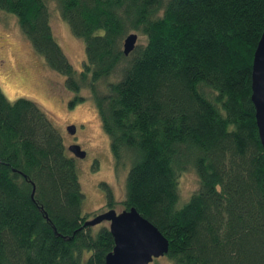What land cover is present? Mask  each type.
Instances as JSON below:
<instances>
[{"label":"trees","instance_id":"1","mask_svg":"<svg viewBox=\"0 0 264 264\" xmlns=\"http://www.w3.org/2000/svg\"><path fill=\"white\" fill-rule=\"evenodd\" d=\"M50 1L83 44L79 72L52 33ZM0 12L62 77L68 106L87 91L114 171L128 165L120 211L158 230L164 257L264 264V161L249 100L264 0H0ZM130 33L141 39L124 56ZM66 148L35 103L0 91V264H104L112 250L107 223L82 226L91 217ZM187 169L197 185L179 202ZM111 199L106 190L103 210Z\"/></svg>","mask_w":264,"mask_h":264},{"label":"rangeland","instance_id":"2","mask_svg":"<svg viewBox=\"0 0 264 264\" xmlns=\"http://www.w3.org/2000/svg\"><path fill=\"white\" fill-rule=\"evenodd\" d=\"M48 10L52 33L72 68L79 72L84 58L83 44L58 17L53 1L48 2ZM140 39L137 37L136 41ZM0 91L9 102L24 98L35 103L56 126L64 146L76 144L85 153L83 159L74 158L83 195L81 213L89 214L90 218L104 212L106 190L111 193L113 211L119 213L128 165H121L114 171L108 139L100 128L87 91L80 92L82 103L68 106L72 94L62 87V77L51 71L32 50L14 17L3 12H0ZM69 124L77 126L74 136L65 132L64 127ZM90 161L91 166L88 165ZM177 185L179 202H184L196 188L194 172L191 169L183 171ZM150 264L174 263L163 256Z\"/></svg>","mask_w":264,"mask_h":264},{"label":"water","instance_id":"3","mask_svg":"<svg viewBox=\"0 0 264 264\" xmlns=\"http://www.w3.org/2000/svg\"><path fill=\"white\" fill-rule=\"evenodd\" d=\"M136 35L128 34L122 42V54H130L136 43ZM250 97L253 107L254 123L264 161V30L260 34L252 54L250 64ZM75 127L69 125L65 132L72 136ZM73 158L83 159L85 153L72 144L67 148ZM107 223L113 240V248L104 258V264H150L152 260L163 257L167 252L166 239L139 216L133 208L116 213L107 210L85 221L83 227H93Z\"/></svg>","mask_w":264,"mask_h":264},{"label":"flooded vegetation","instance_id":"4","mask_svg":"<svg viewBox=\"0 0 264 264\" xmlns=\"http://www.w3.org/2000/svg\"><path fill=\"white\" fill-rule=\"evenodd\" d=\"M70 125V124H69ZM74 126V125H73ZM80 126H83V125H80ZM75 127V131H76V129H77V126H74ZM72 136H74V134L72 135ZM69 146V145H68ZM89 166H91L92 164H91V161L89 162V164H88ZM107 210V209H106ZM106 210H104V212L106 211Z\"/></svg>","mask_w":264,"mask_h":264}]
</instances>
